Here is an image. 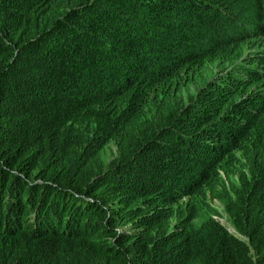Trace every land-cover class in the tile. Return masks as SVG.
Here are the masks:
<instances>
[{"label": "trees", "instance_id": "16d2710c", "mask_svg": "<svg viewBox=\"0 0 264 264\" xmlns=\"http://www.w3.org/2000/svg\"><path fill=\"white\" fill-rule=\"evenodd\" d=\"M236 4L0 0V264H264V52Z\"/></svg>", "mask_w": 264, "mask_h": 264}, {"label": "rangeland", "instance_id": "374dc122", "mask_svg": "<svg viewBox=\"0 0 264 264\" xmlns=\"http://www.w3.org/2000/svg\"><path fill=\"white\" fill-rule=\"evenodd\" d=\"M235 2L238 4L237 8L243 9L244 11L248 10V5L251 7H256L254 11L249 10V12L246 14L245 17H243L242 19H240V25L242 26H246L247 19H252L253 22H251V26H249V29H245L243 32H247V38H243V42L241 43V49L242 51L244 50V52L247 51V49L249 48V52L253 51V50H262L264 52V34H259V31L263 30V26H264V15L263 13L260 11V6L263 5L264 7V0H261V5L258 4L255 0H235ZM247 6V8H246ZM237 25H235V29L237 31H242L240 28L241 26L239 25V23H235ZM225 27H227L228 25L225 24ZM247 27V26H246ZM234 29V28H232ZM234 29V30H235ZM234 30H232L234 32ZM222 31V29H221ZM257 36H252V35H256ZM195 90V85L193 83L191 84H187L184 87V97L186 99H188L191 95H193V92ZM15 99H10L7 103L6 106L8 109H13L16 102ZM13 119L15 120H20L22 119V116H15L13 117ZM19 128H22V122L19 123ZM211 204L217 209V211L219 212V215L217 216L218 220L228 229L230 230L233 234H235L236 236H239L241 238H244L242 235H240L237 231L234 230V228L231 226L230 224V217L224 213L223 211V207L222 205L217 201V200H212Z\"/></svg>", "mask_w": 264, "mask_h": 264}, {"label": "clouds", "instance_id": "9594fccd", "mask_svg": "<svg viewBox=\"0 0 264 264\" xmlns=\"http://www.w3.org/2000/svg\"><path fill=\"white\" fill-rule=\"evenodd\" d=\"M263 7V6H262ZM264 8V7H263ZM231 232V231H230ZM239 237V236H238Z\"/></svg>", "mask_w": 264, "mask_h": 264}, {"label": "water", "instance_id": "95a60500", "mask_svg": "<svg viewBox=\"0 0 264 264\" xmlns=\"http://www.w3.org/2000/svg\"><path fill=\"white\" fill-rule=\"evenodd\" d=\"M230 231V230H229Z\"/></svg>", "mask_w": 264, "mask_h": 264}]
</instances>
